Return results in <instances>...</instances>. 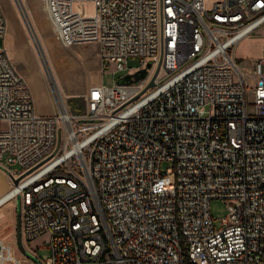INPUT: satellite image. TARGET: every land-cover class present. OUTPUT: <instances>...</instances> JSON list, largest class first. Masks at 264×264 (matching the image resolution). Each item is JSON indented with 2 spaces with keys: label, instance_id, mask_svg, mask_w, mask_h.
I'll return each mask as SVG.
<instances>
[{
  "label": "built area",
  "instance_id": "1",
  "mask_svg": "<svg viewBox=\"0 0 264 264\" xmlns=\"http://www.w3.org/2000/svg\"><path fill=\"white\" fill-rule=\"evenodd\" d=\"M47 2L66 46L99 45L102 73L153 64L138 82L92 85L82 113L55 92L56 113L39 115L0 0V165L13 180L0 210L18 201L22 239L51 247L17 255L0 231V264H264V58L250 114L235 57L264 0ZM214 199L227 203L220 227Z\"/></svg>",
  "mask_w": 264,
  "mask_h": 264
},
{
  "label": "rangeland",
  "instance_id": "2",
  "mask_svg": "<svg viewBox=\"0 0 264 264\" xmlns=\"http://www.w3.org/2000/svg\"><path fill=\"white\" fill-rule=\"evenodd\" d=\"M38 1V3H35L34 9H32L27 2L25 5L22 1L24 6L32 11V15L30 16L26 9V14L33 31L37 30V41H35L31 36V30L27 27L21 15L22 6L20 5L19 0H8L10 5H13L16 8V13L13 17L15 26L18 30L15 29V31L12 32L13 43L11 42V37H6L5 43L8 48L12 47V49H14V56L10 50L11 57L21 73L25 75L26 80L34 93L36 112L39 115L49 116L56 113L57 102L55 92L57 94L61 92L67 105L74 113H82L85 111L83 96L93 84L104 82L108 85H112L115 82H118L119 78L126 73L123 71H116L114 65L109 66L105 72L102 73L99 58L100 48L97 43L93 42L66 46L63 43L58 28L50 15L47 0L44 3L42 0ZM1 2L5 8L9 26L12 22L11 14L8 13L5 7V0H1ZM75 8L81 13L88 14L89 11L92 10L93 5L87 2L77 1L75 2ZM34 26L37 28L34 29ZM47 43L54 51L60 50L63 52L62 54H59L57 58L60 75V86L56 84L58 87L55 85L51 77L55 72L51 69L48 63L45 62L44 55L42 56L43 53H41L42 51L39 46L40 44L47 46ZM2 45L3 40L0 38V46ZM263 46L264 26L260 28L256 34L247 36L241 40L235 49V57L237 58L239 68L244 72L246 80L250 83L248 93V109L250 114L254 113V90L258 82L255 68L257 59L264 58ZM18 52H21L20 56H18ZM37 52L41 61L39 60ZM129 65L131 68H137L141 65L140 59L131 58L129 60ZM50 74L51 76H49ZM49 79H51V82ZM236 79L239 80L237 73ZM169 166L171 165L168 162H163L162 171H166ZM9 167L16 169L19 168V165L16 163H9ZM171 177L174 180V175ZM211 213L214 217L216 226L220 227L222 225V220L228 215L226 201L222 199L212 200ZM7 223H9V216L7 214L0 215L1 236L5 241L12 243L14 246H16L17 239V244L20 248L17 232L13 226L9 227ZM1 228H5V230L3 231ZM2 231L4 233H2ZM48 240V234L32 241H29L24 237L23 245L26 249L25 253L33 259H37V257L40 259L50 257L51 247L50 244L46 242ZM20 251L21 252L16 250L17 255H20L23 252L21 249Z\"/></svg>",
  "mask_w": 264,
  "mask_h": 264
},
{
  "label": "crops",
  "instance_id": "3",
  "mask_svg": "<svg viewBox=\"0 0 264 264\" xmlns=\"http://www.w3.org/2000/svg\"><path fill=\"white\" fill-rule=\"evenodd\" d=\"M22 1L24 2L25 5L27 2L32 9L35 8V3L39 2L38 0H22ZM45 1L46 0H42L43 3ZM4 3H5V7H6L8 13L11 14V18H12V22L8 26V31H7L6 37H11V42H12L13 41L12 32H14L15 29H17V27L15 26L14 17H13L16 13V8L13 5H10V2H8V0H5ZM26 9L28 10L27 12H29V14L31 16L32 11L30 9H28L27 7H26ZM9 48H10L9 50L12 51V54L14 56V51H13L14 49H12V47H9ZM20 53L21 52H18V56H20ZM58 64H57V69L55 71V76H56L58 86H60V75H59V70H58ZM96 84H99V83H96ZM93 85H95V84H93ZM12 185H13V180L9 176L6 168L4 166L0 165V198L3 197L10 190ZM17 205H18V201H12L0 210V215L7 214L9 216V223H7V224L9 227L13 226L16 232H17V216H18ZM1 230L4 231L5 228L4 229L1 228ZM3 231H2V233H4Z\"/></svg>",
  "mask_w": 264,
  "mask_h": 264
},
{
  "label": "bare ground",
  "instance_id": "4",
  "mask_svg": "<svg viewBox=\"0 0 264 264\" xmlns=\"http://www.w3.org/2000/svg\"><path fill=\"white\" fill-rule=\"evenodd\" d=\"M19 3H20V5L22 6V17H23V20H24V22H25V24L27 25V27L31 30V32H32V38L35 40V41H37V33H36V31H33V28L31 27V25H30V22H29V20H28V17H27V14H26V8H25V6H24V4H23V2H22V0H19ZM33 22V21H32ZM34 24V23H33ZM35 25V24H34ZM35 27V26H34ZM37 27H35L34 29H36ZM41 31V30H40ZM38 32H39V30H38ZM39 36V35H38ZM41 37V36H40ZM42 38V37H41ZM38 43H39V41H38ZM44 44V43H43ZM51 44V43H50ZM40 46V48H41V53H43L42 54V56L44 55V60H45V62L46 63H48V65L51 67V69L55 72L56 71V69H57V64L59 63L58 62V56H59V54H62L63 52L62 51H60V50H56V51H54L53 50V48L50 46V45H48V43H47V46H44V45H39ZM37 55H38V52H37ZM38 57H39V55H38ZM39 60L41 61V59H40V57H39ZM160 74L162 75L163 74V72H160ZM49 76H51V74L49 75ZM52 77V80L54 81V83H55V85L56 84H58L57 83V80H56V77H55V74L54 75H52L51 76ZM56 80V82H55V80ZM57 86V85H56ZM58 87V86H57ZM58 96L60 97V98H63V95L61 94V92L58 94Z\"/></svg>",
  "mask_w": 264,
  "mask_h": 264
},
{
  "label": "water",
  "instance_id": "5",
  "mask_svg": "<svg viewBox=\"0 0 264 264\" xmlns=\"http://www.w3.org/2000/svg\"><path fill=\"white\" fill-rule=\"evenodd\" d=\"M152 64L153 62L150 61L148 62L147 64V68H143V69H140V70H137L136 72L134 73H128V74H125L123 76H121L118 80V83L119 84H130L132 82H138L140 81V79H143L145 77L148 76L149 74V68L152 67ZM159 67L157 68L153 78L151 79L150 83L148 84L147 88L148 87H152L154 85V79L158 73V70H159ZM19 180L18 179H15V182L17 183ZM21 214H20V210L18 211V216H17V237H18V243L20 245V249L25 253L26 252V249L23 245V239H22V230H21Z\"/></svg>",
  "mask_w": 264,
  "mask_h": 264
}]
</instances>
